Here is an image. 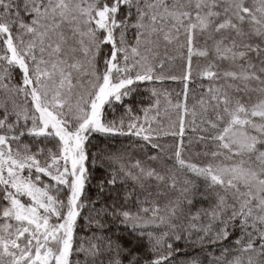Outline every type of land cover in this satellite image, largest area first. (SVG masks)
Returning a JSON list of instances; mask_svg holds the SVG:
<instances>
[{"label": "snow or ice", "instance_id": "obj_1", "mask_svg": "<svg viewBox=\"0 0 264 264\" xmlns=\"http://www.w3.org/2000/svg\"><path fill=\"white\" fill-rule=\"evenodd\" d=\"M0 264H264V0H0Z\"/></svg>", "mask_w": 264, "mask_h": 264}, {"label": "rangeland", "instance_id": "obj_2", "mask_svg": "<svg viewBox=\"0 0 264 264\" xmlns=\"http://www.w3.org/2000/svg\"><path fill=\"white\" fill-rule=\"evenodd\" d=\"M164 87L168 88L169 90L175 89V91H180V85L178 82H166Z\"/></svg>", "mask_w": 264, "mask_h": 264}]
</instances>
